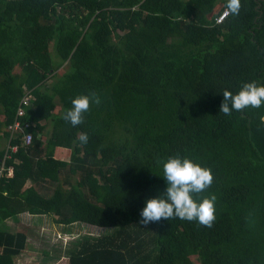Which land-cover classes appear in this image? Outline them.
Returning <instances> with one entry per match:
<instances>
[{
	"label": "trees",
	"instance_id": "1",
	"mask_svg": "<svg viewBox=\"0 0 264 264\" xmlns=\"http://www.w3.org/2000/svg\"><path fill=\"white\" fill-rule=\"evenodd\" d=\"M226 6L0 0V264L28 249L6 225L25 214L102 229L68 264H264V106L220 112L225 89L264 83V0L219 23ZM89 92L101 103L73 127L64 114ZM177 153L212 169L198 194L217 197L210 226L141 223L166 187L160 162Z\"/></svg>",
	"mask_w": 264,
	"mask_h": 264
},
{
	"label": "clouds",
	"instance_id": "2",
	"mask_svg": "<svg viewBox=\"0 0 264 264\" xmlns=\"http://www.w3.org/2000/svg\"><path fill=\"white\" fill-rule=\"evenodd\" d=\"M240 8L241 0H227L224 16L229 12L238 14ZM222 93L223 103L220 112L226 115H230L233 110L242 111L249 106L254 108L264 106V83L245 82L236 93L228 89ZM93 103H101V98L96 93L77 95L71 100L72 106L65 112L64 119L73 127L81 124L84 114ZM79 139L86 143L88 134H81ZM160 163L166 187L158 195L145 199L144 207L140 211L141 223L148 224L161 218L167 220L180 218L210 226L215 219L217 197L215 194L199 197L198 194L211 186L214 179L212 169L188 155L179 153L167 157Z\"/></svg>",
	"mask_w": 264,
	"mask_h": 264
},
{
	"label": "rangeland",
	"instance_id": "3",
	"mask_svg": "<svg viewBox=\"0 0 264 264\" xmlns=\"http://www.w3.org/2000/svg\"><path fill=\"white\" fill-rule=\"evenodd\" d=\"M52 55L56 56L54 52ZM46 187L45 195L48 197L53 188ZM42 218L41 221L32 215L25 214L19 217L18 222L9 221L6 224L9 225L10 232L23 230L28 235V249L15 258V264H68L69 257L75 249V243L79 239L96 238L102 235V229L99 227L84 223L61 227L53 222L51 215Z\"/></svg>",
	"mask_w": 264,
	"mask_h": 264
},
{
	"label": "built area",
	"instance_id": "4",
	"mask_svg": "<svg viewBox=\"0 0 264 264\" xmlns=\"http://www.w3.org/2000/svg\"><path fill=\"white\" fill-rule=\"evenodd\" d=\"M226 11V10H225ZM224 11V12H225ZM224 12L220 15V17L217 19V22H222L227 16H224ZM29 104V98H26L24 99L21 104H20V107H19V110H18V117H17V120L15 121L14 124H12L10 126V129L12 130V132L14 131H17L19 129H23L24 128V125L18 120L19 117L23 116L25 114V110H24V105H28ZM31 137L30 136H27L26 138V142L27 144L30 142V139Z\"/></svg>",
	"mask_w": 264,
	"mask_h": 264
}]
</instances>
